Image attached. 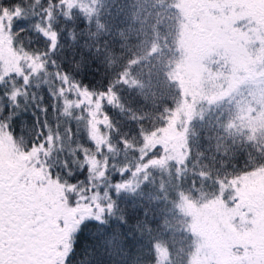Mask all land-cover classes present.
I'll list each match as a JSON object with an SVG mask.
<instances>
[{"label": "snow or ice", "instance_id": "1", "mask_svg": "<svg viewBox=\"0 0 264 264\" xmlns=\"http://www.w3.org/2000/svg\"><path fill=\"white\" fill-rule=\"evenodd\" d=\"M0 264H264V0H0Z\"/></svg>", "mask_w": 264, "mask_h": 264}]
</instances>
